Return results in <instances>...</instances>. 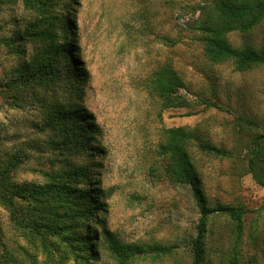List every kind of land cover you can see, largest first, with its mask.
Wrapping results in <instances>:
<instances>
[{
  "label": "rangeland",
  "instance_id": "374dc122",
  "mask_svg": "<svg viewBox=\"0 0 264 264\" xmlns=\"http://www.w3.org/2000/svg\"><path fill=\"white\" fill-rule=\"evenodd\" d=\"M66 1L73 31L68 37L76 45L71 53H80L77 58L89 72L79 101L99 130L93 144L102 149L82 157L97 165L93 188L105 203L99 217L126 242L180 244L174 256L133 264H191L190 238L200 212L190 187L169 180L158 149L166 128L196 124L229 151V156H218L194 148L193 154L211 203L245 209L240 264H264V187L248 166L253 139L264 132V64L240 71L232 61L211 63L205 57L200 32L194 27L200 16L196 8L212 0ZM34 18V11L21 1L3 5L0 36H13ZM229 39L234 45L249 42L264 50V20L248 33L229 34ZM39 45L30 40L27 51L19 55L0 43V163L21 155L23 162L13 174L21 183L47 180L53 148L34 93L14 94L4 82ZM165 62L182 75V92L190 106L162 109L149 92L152 72ZM208 101L217 105L208 106ZM54 163L60 165L59 160ZM0 223L11 243L27 245L1 204ZM94 225L101 234L102 227ZM211 226L214 264H223L233 251L234 225L228 215L219 213ZM36 259L35 264H60L41 251ZM89 264L116 263L103 248L102 258Z\"/></svg>",
  "mask_w": 264,
  "mask_h": 264
},
{
  "label": "trees",
  "instance_id": "16d2710c",
  "mask_svg": "<svg viewBox=\"0 0 264 264\" xmlns=\"http://www.w3.org/2000/svg\"><path fill=\"white\" fill-rule=\"evenodd\" d=\"M17 1L34 11L35 18L13 36H0V43L14 48L19 55L27 51L26 43L30 40L40 45L29 59L12 68L4 85L14 94L34 93L42 109V126L48 131L54 159L53 166L45 172V182L14 180V171L23 162L19 154L0 163V204L27 242V245L11 243L0 223V264H35L38 251L60 264L69 260L82 264L98 261L103 248L116 264L160 261L176 255L178 242H126L99 217L105 203L100 200L98 189L93 188V170L97 165L82 157L97 155L102 149L93 144L99 130L79 101L89 72L77 58L80 53L76 56L71 53L76 45L68 37L73 31L67 1L0 0V10L3 5ZM196 10L200 16L194 27L200 32L204 55L211 63L232 61L240 71L264 64L263 49L249 42L234 45L229 39V34L248 33L264 20V0H212L199 4ZM184 87L182 75L169 62L159 65L148 83L149 92L158 99L162 109L190 106L191 102L182 92ZM14 98L19 99L17 95ZM207 105L217 103L208 101ZM194 148L203 153L229 156L228 149L208 138L200 124L166 128L158 149L165 159L167 177L174 184L190 187L200 212L196 233L190 238L191 264H214L215 249L209 243L213 234L211 225L219 213L231 218L235 235L233 251L222 263L240 264L238 247L245 209L211 203ZM54 160H59L60 165ZM248 166L255 180L264 187V132L257 133L253 139ZM94 224L102 227L101 234Z\"/></svg>",
  "mask_w": 264,
  "mask_h": 264
}]
</instances>
